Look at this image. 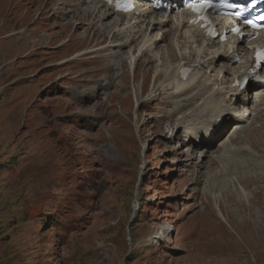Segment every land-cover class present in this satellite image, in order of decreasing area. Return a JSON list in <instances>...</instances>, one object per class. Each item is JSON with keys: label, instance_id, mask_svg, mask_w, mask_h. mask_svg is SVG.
I'll list each match as a JSON object with an SVG mask.
<instances>
[{"label": "rangeland", "instance_id": "1", "mask_svg": "<svg viewBox=\"0 0 264 264\" xmlns=\"http://www.w3.org/2000/svg\"><path fill=\"white\" fill-rule=\"evenodd\" d=\"M67 1L0 0V264H264V85L261 113L251 89L250 116L223 122L202 160L203 141L175 134L183 115L163 117L183 103L166 90L173 51L161 60L163 50L127 49L124 74L109 62L115 88L80 98L87 58L63 63L99 46L71 22ZM166 29L160 48L208 61L197 51L209 42L185 44ZM241 64L204 70L232 82Z\"/></svg>", "mask_w": 264, "mask_h": 264}, {"label": "bare ground", "instance_id": "2", "mask_svg": "<svg viewBox=\"0 0 264 264\" xmlns=\"http://www.w3.org/2000/svg\"><path fill=\"white\" fill-rule=\"evenodd\" d=\"M115 1L116 0L67 1V6L72 8L69 11L72 13L71 22L80 21L78 28H81L82 25L85 26V28L82 29V32L91 33V36L97 42V46H99L98 49H96V47L92 48V50L83 49L82 51L73 55V57L70 59L65 60L63 63L70 64L74 61L81 60V58H87L83 63H88V66L84 69H90L92 72L91 74H87L86 76L79 79L80 82H78L77 86L88 89L84 90L83 92H79L78 95H80V98H84L87 95L92 98H97V90L100 89L101 91H107V89L112 87L115 88L111 79L116 80L117 78L111 73L113 71V66L110 65L109 62L119 59V62L121 63L120 67L123 69L124 74L125 60L122 59V57L127 55V49H137L140 58L150 57V54L152 55L154 51L160 50H163V52L153 56H158V58L161 60L167 59L168 56L170 57L171 51H173V53L176 55L175 48L177 45L169 43L164 49L160 48L159 45L160 43L164 42L167 36L171 33V31L166 29V27L170 25L169 30H171V27L174 29L172 31V33H174V38L183 40L185 44L189 43L191 40L197 43L199 40L201 47L206 42H209V44L206 46L207 48H212V46L217 47V50L215 51H210V48L206 49L205 47L197 51L198 55H205L207 58H209L208 61L203 63L199 62L197 64L195 60H189L190 62L187 63L184 58L186 56L184 55L179 57H175L174 55V57H172L170 60V63H174L177 59L178 63L173 69V74L171 77L172 81L171 84H169L170 87L166 86V90H174L175 94L172 95L180 99L183 98V103L180 104L179 107H176L170 115L167 116L165 113L163 117L167 118L169 122H172L174 120L175 114L183 115L177 120V126L175 125L176 128L174 130L176 131L175 134L179 133V129L182 128L185 141L188 140L191 142L192 139L195 140V142L197 140L203 141L202 145L204 151L201 153V159L203 160L210 152L208 151V148L215 143L213 142L214 139H220L222 137L223 131L226 129V125H223V122L228 120H231L232 122L235 121L236 124L234 126L237 127L238 123L244 122V119L250 116L247 105L251 99L250 94L248 95L251 89L255 91L254 93L257 92V101L255 102V107L252 109V112L255 116H258L261 113L260 102L262 99L260 92L258 93V91H260V85L249 82L247 87L240 91L238 89V81L245 71H247L250 67V51L252 49V45L256 43L264 44V36L249 43L245 47L242 46L244 42H246L244 38L239 39L238 37H233L226 44L220 43L219 39L213 41L205 39L201 31H198L197 27H189L187 25L186 12L181 13L180 16L177 17H172V12L165 16H159L158 14L156 15L155 11L153 10V4L158 0H152L151 3H146L144 0H134L136 3L135 10L132 13L120 15L124 16L125 18H129V21L128 19H125L127 21L124 22L112 18L114 14L118 13L114 9L113 3ZM165 1L176 2V0ZM86 2H94V5L82 10L80 6ZM226 24L227 22L223 21L219 24V28L223 29ZM144 25L145 27H143ZM147 32L154 33L147 34ZM140 37V42L136 43ZM69 42L70 39L66 41V43H63L64 45H61L60 48L66 46L67 44L69 45ZM176 42L177 40L174 44H176ZM103 53L106 54L104 55ZM92 54H94L93 57L91 56ZM241 56H243V58H241ZM206 57H201V59L203 60ZM91 58L93 61L89 62ZM186 59L188 60L187 57ZM235 60H242V64L240 67L234 68L233 70L231 69L233 71L232 82H229L224 77H222L220 80H217L216 77L212 79L204 70V68H211V72H213L215 70V65L219 61L230 63L234 62ZM183 69H188L191 72L190 76H188L185 80L180 79V71ZM220 69L228 72V69L225 66L220 67ZM164 74L168 75L166 69L164 72L159 73L157 77L160 78V76H164ZM102 77L104 78L101 79ZM261 77L264 79L262 75ZM164 89L165 87L162 88V90ZM159 90H161L160 87ZM112 94L113 92L107 93L106 100L101 104L109 103V100L111 99L108 100V98H111ZM197 99L202 100V104L200 103V108L193 111L194 117L188 116L189 113L186 112V108L193 104ZM167 107L171 108L169 103H167L166 108ZM186 116H188L190 120H186ZM220 120L221 123H219ZM177 135V137H179L180 133ZM218 212L221 218L224 220L225 218L222 216L223 214H221L220 211Z\"/></svg>", "mask_w": 264, "mask_h": 264}, {"label": "snow or ice", "instance_id": "3", "mask_svg": "<svg viewBox=\"0 0 264 264\" xmlns=\"http://www.w3.org/2000/svg\"><path fill=\"white\" fill-rule=\"evenodd\" d=\"M229 7H234L233 5H229ZM239 13H237V15H238ZM249 23H251L250 21H249Z\"/></svg>", "mask_w": 264, "mask_h": 264}]
</instances>
